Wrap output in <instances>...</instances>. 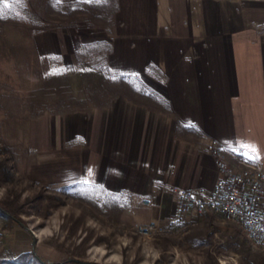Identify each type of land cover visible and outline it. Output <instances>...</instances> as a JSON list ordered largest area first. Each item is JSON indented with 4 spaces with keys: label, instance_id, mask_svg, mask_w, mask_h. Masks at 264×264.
Wrapping results in <instances>:
<instances>
[{
    "label": "rangeland",
    "instance_id": "rangeland-1",
    "mask_svg": "<svg viewBox=\"0 0 264 264\" xmlns=\"http://www.w3.org/2000/svg\"><path fill=\"white\" fill-rule=\"evenodd\" d=\"M116 9V0L0 2V261L264 264V249L220 213L191 211L171 225L176 213L151 219L130 195L107 192L87 170L80 175L79 136L66 134L76 112L95 124L107 96L136 98L140 88L133 74L111 72L109 42L97 40L106 31L108 39ZM63 31L82 40L69 36L74 52L65 62L56 53ZM150 222L160 229L136 230Z\"/></svg>",
    "mask_w": 264,
    "mask_h": 264
},
{
    "label": "crops",
    "instance_id": "crops-1",
    "mask_svg": "<svg viewBox=\"0 0 264 264\" xmlns=\"http://www.w3.org/2000/svg\"><path fill=\"white\" fill-rule=\"evenodd\" d=\"M116 3L108 39L106 31L97 40L109 42L111 72L135 74L141 89L136 98L107 96L95 124L76 112L67 140L79 136L80 175L87 170L107 192L130 195L138 212L170 220L181 189L207 193L218 177L210 139L236 156L229 163L264 170V0ZM70 35H56L64 62L74 52Z\"/></svg>",
    "mask_w": 264,
    "mask_h": 264
},
{
    "label": "built area",
    "instance_id": "built-area-1",
    "mask_svg": "<svg viewBox=\"0 0 264 264\" xmlns=\"http://www.w3.org/2000/svg\"><path fill=\"white\" fill-rule=\"evenodd\" d=\"M213 157L218 177L207 193H195L181 189L176 202V214L170 220L174 225L179 218L191 211L220 213L239 225L245 238L254 246L264 249V170L253 162L237 158L239 166L227 161L236 157L222 148L215 139L206 144ZM160 229L155 222L137 224L136 230L143 234Z\"/></svg>",
    "mask_w": 264,
    "mask_h": 264
},
{
    "label": "trees",
    "instance_id": "trees-1",
    "mask_svg": "<svg viewBox=\"0 0 264 264\" xmlns=\"http://www.w3.org/2000/svg\"><path fill=\"white\" fill-rule=\"evenodd\" d=\"M50 1H52V0H50ZM125 76H130V75H127V74H124ZM134 78H136V75L135 74H133L132 75ZM4 207H5V205L4 204H2V203H0V214H3V213H5V211H4ZM0 264H19V262H17V261H13V260H8V261H0Z\"/></svg>",
    "mask_w": 264,
    "mask_h": 264
},
{
    "label": "water",
    "instance_id": "water-1",
    "mask_svg": "<svg viewBox=\"0 0 264 264\" xmlns=\"http://www.w3.org/2000/svg\"><path fill=\"white\" fill-rule=\"evenodd\" d=\"M75 261H78L80 263H83V264H87L89 263L88 261H84V260H81V259H78V258H74Z\"/></svg>",
    "mask_w": 264,
    "mask_h": 264
},
{
    "label": "snow or ice",
    "instance_id": "snow-or-ice-1",
    "mask_svg": "<svg viewBox=\"0 0 264 264\" xmlns=\"http://www.w3.org/2000/svg\"><path fill=\"white\" fill-rule=\"evenodd\" d=\"M253 151H254V149H253Z\"/></svg>",
    "mask_w": 264,
    "mask_h": 264
}]
</instances>
